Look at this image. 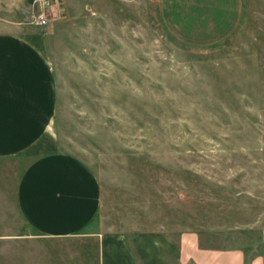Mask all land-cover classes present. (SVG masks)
Instances as JSON below:
<instances>
[{
    "label": "rangeland",
    "instance_id": "obj_1",
    "mask_svg": "<svg viewBox=\"0 0 264 264\" xmlns=\"http://www.w3.org/2000/svg\"><path fill=\"white\" fill-rule=\"evenodd\" d=\"M160 1L0 0V32L17 23L46 33L57 148L98 180L99 230L192 231L203 246L260 255L264 0ZM25 166L0 160V234L20 235L0 238V264L39 249L14 208Z\"/></svg>",
    "mask_w": 264,
    "mask_h": 264
},
{
    "label": "crops",
    "instance_id": "obj_2",
    "mask_svg": "<svg viewBox=\"0 0 264 264\" xmlns=\"http://www.w3.org/2000/svg\"><path fill=\"white\" fill-rule=\"evenodd\" d=\"M175 16L166 20L177 30ZM15 24L0 32V160L26 161L17 180L14 208L31 237L38 242H68L75 249L66 255L32 241L39 248L36 258L23 257L21 264H264V253L248 258L240 248L206 247L192 231L173 239L156 232L129 238L99 230L98 180L89 166L57 148L56 95L46 33ZM13 236L0 234L8 242ZM4 253L9 258L10 251Z\"/></svg>",
    "mask_w": 264,
    "mask_h": 264
},
{
    "label": "built area",
    "instance_id": "obj_3",
    "mask_svg": "<svg viewBox=\"0 0 264 264\" xmlns=\"http://www.w3.org/2000/svg\"><path fill=\"white\" fill-rule=\"evenodd\" d=\"M40 23H41V24H45V21L42 20V21H40Z\"/></svg>",
    "mask_w": 264,
    "mask_h": 264
},
{
    "label": "trees",
    "instance_id": "obj_4",
    "mask_svg": "<svg viewBox=\"0 0 264 264\" xmlns=\"http://www.w3.org/2000/svg\"><path fill=\"white\" fill-rule=\"evenodd\" d=\"M244 251V250H243Z\"/></svg>",
    "mask_w": 264,
    "mask_h": 264
}]
</instances>
